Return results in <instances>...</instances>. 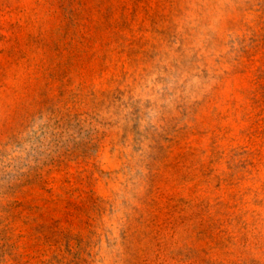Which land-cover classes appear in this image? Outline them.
I'll return each instance as SVG.
<instances>
[{
    "label": "rangeland",
    "instance_id": "obj_1",
    "mask_svg": "<svg viewBox=\"0 0 264 264\" xmlns=\"http://www.w3.org/2000/svg\"><path fill=\"white\" fill-rule=\"evenodd\" d=\"M0 264H264V0H0Z\"/></svg>",
    "mask_w": 264,
    "mask_h": 264
}]
</instances>
